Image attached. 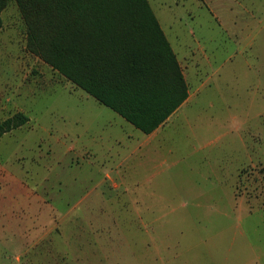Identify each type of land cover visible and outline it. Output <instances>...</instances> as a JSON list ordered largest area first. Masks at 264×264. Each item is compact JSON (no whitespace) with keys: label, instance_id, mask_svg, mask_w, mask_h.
<instances>
[{"label":"rangeland","instance_id":"rangeland-1","mask_svg":"<svg viewBox=\"0 0 264 264\" xmlns=\"http://www.w3.org/2000/svg\"><path fill=\"white\" fill-rule=\"evenodd\" d=\"M148 1L192 94L151 160L3 11L0 124L29 121L0 138V264H264V0Z\"/></svg>","mask_w":264,"mask_h":264},{"label":"trees","instance_id":"trees-1","mask_svg":"<svg viewBox=\"0 0 264 264\" xmlns=\"http://www.w3.org/2000/svg\"><path fill=\"white\" fill-rule=\"evenodd\" d=\"M10 0H0L1 15ZM27 48L145 134L188 98V85L148 0H14ZM29 121L0 124V138Z\"/></svg>","mask_w":264,"mask_h":264},{"label":"crops","instance_id":"crops-1","mask_svg":"<svg viewBox=\"0 0 264 264\" xmlns=\"http://www.w3.org/2000/svg\"><path fill=\"white\" fill-rule=\"evenodd\" d=\"M209 3H213L214 5H220L223 8V0H207ZM260 1V0H259ZM238 5L242 7V0H237ZM253 16V20H257V22L262 25L264 24V6H255V14H252ZM160 23V22H159ZM161 26V24H160ZM162 28V26H161ZM163 30V28H162ZM164 34L166 35L165 31L163 30ZM167 37V35H166ZM167 40L169 41L168 37ZM171 48L173 50V52L175 53L178 63L182 69V73L184 75V78L186 80V83L188 85V98L184 101V103H182V105L167 119L166 122H164L162 125H160L154 132H152L151 134H145L144 132H142L141 130L137 129L136 127H134L132 124H130L129 122H127L123 117V119L126 122H116L117 127L121 128V133L124 134L123 139L126 137L128 138V141L130 140V136L129 134H133L137 137V138H143L146 139V141L141 145V151L142 154H146L147 155V159H155L154 156H151L152 153H154L156 151L157 155H160L163 152H165V147L167 142H169V138L172 134V129L173 126L175 129L180 130L181 128V123L184 122L187 113H185L184 109L189 107V105L191 104V100H192V94L190 92V88H189V83L186 79V75L184 72V66L181 63L180 60V55L178 54V51L176 49V51L174 50V48L172 47L171 42L169 41ZM197 64H194V67H196ZM86 93V92H85ZM87 94V93H86ZM89 95V94H88ZM90 96V95H89ZM92 97V96H91ZM93 98V97H92ZM94 99V98H93ZM96 100V99H95ZM97 101V100H96ZM98 102V101H97ZM99 103V102H98ZM100 104V103H99ZM102 105V104H101ZM104 106V105H103ZM108 108V107H107ZM110 109V108H109ZM111 110V109H110ZM114 112V111H113ZM188 112V111H186ZM115 113V112H114ZM185 113V115H184ZM117 114V113H116ZM120 116V115H119ZM121 117V116H120ZM181 117H184V119L182 118V120H180ZM180 120V121H179ZM126 131H128L129 133H126ZM124 141L126 143L127 139L123 140V144ZM117 145L120 147L116 150L112 149V148H101L99 149L100 155H101V159L102 161H109V160H116L117 158H122L124 157L123 154L126 155L125 151V146L122 144H119L116 141ZM83 150L85 151L86 154H91L92 150L90 148H87L85 146H83ZM113 154V156L111 155ZM150 155V156H149ZM156 155V156H157ZM112 156V157H111ZM148 168V167H147Z\"/></svg>","mask_w":264,"mask_h":264}]
</instances>
